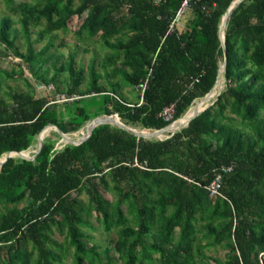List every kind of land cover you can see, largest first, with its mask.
Wrapping results in <instances>:
<instances>
[{
	"label": "trees",
	"instance_id": "16d2710c",
	"mask_svg": "<svg viewBox=\"0 0 264 264\" xmlns=\"http://www.w3.org/2000/svg\"><path fill=\"white\" fill-rule=\"evenodd\" d=\"M184 1L0 0L7 12L1 62L13 65L15 56L30 66L50 63L59 32L109 50L102 71L97 56L85 70L76 52L54 65L71 79L67 98L74 103L65 111L56 100L11 86L8 101L0 96V160L28 151L48 125L71 134L118 114L127 126L163 129L213 90L224 63L227 83L213 105L167 139L104 124L79 145L59 149L46 139L34 159L10 157L0 169V204L13 206L0 213V264H264V0L233 10L226 54L220 28L235 0H191L181 29L173 22ZM43 25L33 40L32 27ZM20 31L26 53L17 46ZM123 84L139 91L136 103L120 96ZM230 165L226 198H213L206 187ZM92 219L109 234L105 248L87 232L95 230ZM217 246L228 250L223 261L207 253Z\"/></svg>",
	"mask_w": 264,
	"mask_h": 264
},
{
	"label": "rangeland",
	"instance_id": "374dc122",
	"mask_svg": "<svg viewBox=\"0 0 264 264\" xmlns=\"http://www.w3.org/2000/svg\"><path fill=\"white\" fill-rule=\"evenodd\" d=\"M6 13L7 12L5 10L4 4H0V19ZM189 17H191V13L187 12L186 16L179 21L178 27L183 29ZM13 18L17 22L15 25V29L20 30L21 26L18 23V17L13 15ZM77 24H78V21L76 20L72 24L71 28L74 30ZM42 28H44V25L41 27H32V39L33 40L38 39L39 30ZM58 34L59 36L54 39V46L50 48V50L48 51L47 56L50 59V63L46 65L36 62L33 66H30L29 63H27L24 59H22L21 57H15V56H12V58L9 59L14 62L13 65L10 64L7 60L5 62L0 61V81L2 83L1 85L2 90H1L0 96L3 99L7 101L9 100L6 92L9 90V87L11 86L15 91H18V92L29 91L31 93L36 94L37 96L44 95V96H47V98H49L52 101L56 100L57 102H59L58 109L61 111H65V107L67 104L72 105L74 103L72 101H65L64 99L65 97L68 96L67 92L71 84V79L68 73L57 72L56 68H54V65L60 66L61 62H63L68 55L76 52L78 64L82 65L85 68V70H87L88 65L93 61L94 57L97 56L96 65H97L98 70L102 71L100 64L103 61L105 54L109 52L107 48H103L100 43L95 44L94 42H87L86 44L80 45L78 41L76 40V35L73 31L59 32ZM48 41H49V38H46L36 43L35 44L36 51H40L48 43ZM17 46L19 47L20 52L22 53L27 52L25 41L21 37V31L18 34ZM85 48H88V51L85 50ZM20 68H22V70ZM38 74L42 76L43 78H45L47 83L42 81L41 79H38L36 77V75ZM8 75L14 76L15 79H11V77L8 78ZM28 82H31L33 86L28 85ZM217 85L218 86L216 87V89H218V93L215 97L209 100L206 99V97L195 100V102L193 103V105L190 107L188 111L190 112L192 109H194L199 102L204 104L203 109L207 108L210 104H212L213 101L217 99L218 95L226 89L227 83H226V79L224 76L220 78ZM86 87L87 86L85 84L81 87V89L85 90ZM122 87L123 88H121L120 90L121 92L120 96L126 99L129 103H136L138 101L139 91L138 90L135 91L132 87L126 86L124 84L122 85ZM92 100H94V98L84 99L81 101V103L83 105L84 104L91 105L93 103ZM94 111L95 110H93V112ZM188 111L187 113H189ZM187 113L185 115H187ZM90 122L91 121H88L79 131L68 134L67 136L73 141L81 140V138L83 137V134L87 133L88 124ZM130 126L131 128L134 127V129L141 130V131L143 130L144 132L145 131L147 132L156 131L152 129L143 128L141 125H130ZM48 129L49 131H47L44 140L51 139V140L57 141V148L59 149L64 147L66 145V142L63 140L58 130L55 127H51V129L50 128ZM174 131H169L163 134V136H161L160 138H154V139H161V140L167 139L174 133ZM39 147H40V144H39V135H38L36 143L28 151L25 152L27 154V156L25 157L32 158L38 151ZM12 157L13 158H24L21 154H18V153H14ZM105 196L110 201H113L115 199V196L110 193H105ZM79 199L83 203H86L88 196L84 193L79 196ZM25 205L26 203L21 204V206H25ZM12 207L13 206L11 205L0 204V213ZM92 224L95 230H87V232L95 238L96 242L101 244V248H105L108 245L109 234L102 231L96 219H92ZM56 238L59 240L63 239L62 236L59 234L56 236ZM227 252L228 250L222 246H217L215 248L207 249L208 255L217 257L221 261L225 260V256ZM112 253H114V250L112 251ZM67 264H71L70 259L67 260Z\"/></svg>",
	"mask_w": 264,
	"mask_h": 264
},
{
	"label": "water",
	"instance_id": "95a60500",
	"mask_svg": "<svg viewBox=\"0 0 264 264\" xmlns=\"http://www.w3.org/2000/svg\"><path fill=\"white\" fill-rule=\"evenodd\" d=\"M245 0H235L234 3L231 5V7L228 9L226 15L224 16L223 18V21H222V24H221V28H220V37H221V40H222V44H223V47H224V50H225V54L227 53V48H226V44H225V38H226V29H227V23H228V20H229V17L231 15V13L233 12V10L241 3ZM225 65L226 63L223 64L220 72H219V79L217 81V83L219 82L221 76L223 75V73L225 72L224 68H225ZM217 83L215 85V87L217 86ZM215 87L213 88V90L215 89ZM212 90V91H213ZM212 91L206 96V99H208L209 95L212 93ZM221 94V93H220ZM219 94V95H220ZM218 95V96H219ZM218 98V97H217ZM217 100V99H216ZM215 100V101H216ZM212 104H210L209 106L213 105L214 102ZM208 106V107H209ZM207 107V108H208ZM207 108L201 110L200 112H197L194 116H192L189 121L187 122V124H184V125H181L179 126L178 128H175V129H172L173 128V125L175 124L172 123L171 125L163 128V129H160V130H156V131H153V132H148V133H145L144 131H141V132H138L136 130H134L133 128L127 126L126 124H124L123 122L119 121L121 120L120 116L118 114H112V115H101V116H98L96 118H94L93 120H91V122L88 124V128H87V135L86 136H83L81 138V140L79 141H73L71 140L67 135L68 134H65L63 133L58 127L54 126V125H48L45 129L49 128V127H55L58 132L61 134L63 140L66 142V144H73V145H79L83 142H85L87 139H89V137L92 135L94 129L100 125H104V124H116L118 125L119 127L121 128H124L126 129L128 132L138 136V137H144V138H147V139H154V138H160L161 136H163V134L169 132V131H178V130H181L182 128L186 127L187 125H189V123L195 118L197 117L199 114H201L202 112H204ZM181 119V118H180ZM179 119V120H180ZM178 121V120H177ZM45 129L39 134L41 135ZM174 131V132H175ZM43 143H44V140H40L39 139V144H40V147L38 149V151L36 152V154L32 157V158H26V159H34L36 157V155L40 152V150L42 149L43 147ZM23 152H20L18 154H22ZM14 153H8L4 158H2L0 160V169L1 167L3 166V164L10 158L12 157Z\"/></svg>",
	"mask_w": 264,
	"mask_h": 264
},
{
	"label": "built area",
	"instance_id": "2783aa9c",
	"mask_svg": "<svg viewBox=\"0 0 264 264\" xmlns=\"http://www.w3.org/2000/svg\"><path fill=\"white\" fill-rule=\"evenodd\" d=\"M190 1L191 0H185L183 2L182 8L180 9L179 13L177 14V17L174 20L173 25L179 24V21L183 18L185 12L189 9ZM147 83H148V79L146 80V82L142 83L139 86V89L141 90L143 95H144V92L147 88ZM64 99H65V101H69V100H73L74 98L69 99V98L65 97ZM174 113H175L174 106H171V107L165 109L163 116L167 120H170L173 118ZM232 170H233V166H231V165L223 167L219 172H217L213 182H211V184L206 187L208 189V191L210 192V195L213 198H217V197L226 198L225 194L223 193L224 175L230 173Z\"/></svg>",
	"mask_w": 264,
	"mask_h": 264
},
{
	"label": "bare ground",
	"instance_id": "6f19581e",
	"mask_svg": "<svg viewBox=\"0 0 264 264\" xmlns=\"http://www.w3.org/2000/svg\"><path fill=\"white\" fill-rule=\"evenodd\" d=\"M223 76V75H222ZM221 76V77H222ZM223 83V82H222ZM218 86V85H217ZM216 86V87H217ZM216 87H215V89L212 91V93L209 95V98H208V100L209 99H211V98H213V97H215L216 95H217V93H218V89H216ZM224 89V88H223ZM208 104V103H207ZM203 107H204V104H202L201 102H199L198 104H197V106L194 108V109H192L189 113H187V115H185V116H183V118L182 119H180L178 122H176L174 125H173V128L172 129H175V128H178L179 126H181V125H184V124H187V122L189 121V119L192 117V116H194L197 112H200L201 110H203ZM119 121H121V122H123L122 120H119ZM124 123V122H123ZM114 125H116V124H114ZM118 126V125H117ZM130 126V125H129ZM131 127V126H130ZM50 129H51V127H49ZM133 129H134V127H132ZM48 129V128H47ZM47 129H45V131L39 136V139L40 140H44V138H45V135H46V133H47V131H49V129L47 130ZM134 130H136V131H138V132H141V130H137V129H134ZM143 131V130H142ZM145 133H148L147 131H145ZM87 135V133H84L83 134V136H86ZM63 141V140H62ZM61 145V144H60ZM21 155H23L24 157L25 156H27V154L25 153V152H23Z\"/></svg>",
	"mask_w": 264,
	"mask_h": 264
}]
</instances>
